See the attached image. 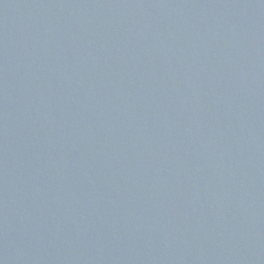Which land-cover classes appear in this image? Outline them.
<instances>
[{
  "label": "water",
  "instance_id": "obj_1",
  "mask_svg": "<svg viewBox=\"0 0 264 264\" xmlns=\"http://www.w3.org/2000/svg\"><path fill=\"white\" fill-rule=\"evenodd\" d=\"M0 264H264V0H0Z\"/></svg>",
  "mask_w": 264,
  "mask_h": 264
}]
</instances>
